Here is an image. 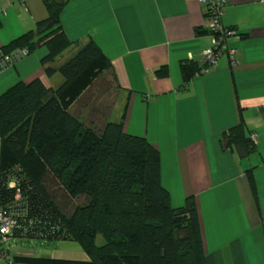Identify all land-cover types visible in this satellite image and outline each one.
Returning <instances> with one entry per match:
<instances>
[{"label": "crops", "instance_id": "1", "mask_svg": "<svg viewBox=\"0 0 264 264\" xmlns=\"http://www.w3.org/2000/svg\"><path fill=\"white\" fill-rule=\"evenodd\" d=\"M65 1L62 28L74 46L64 57L94 41L108 58L107 120L159 150L175 209L194 200L205 263L264 264V0H228L226 48L214 69L187 84L181 62L203 68L214 41L201 0ZM47 16L43 0H0V49ZM47 54L42 47L1 72L0 96L34 80L59 88L62 75L49 77L42 65ZM240 125L256 146L248 156L223 145ZM20 251L12 253L32 256Z\"/></svg>", "mask_w": 264, "mask_h": 264}, {"label": "trees", "instance_id": "2", "mask_svg": "<svg viewBox=\"0 0 264 264\" xmlns=\"http://www.w3.org/2000/svg\"><path fill=\"white\" fill-rule=\"evenodd\" d=\"M43 3L47 18L0 53L16 56L15 65L21 52L45 47V73L64 82L57 89L20 82L0 96V209L18 218L16 239L77 241L87 259L15 255L11 264H206L194 200L175 209L159 150L107 120L110 108L99 102L114 84L105 78L108 58L94 41L64 57L74 46L62 28L66 1ZM180 70L187 84L202 68L183 61ZM223 137L244 156L256 150L243 125ZM55 187L84 204L69 216Z\"/></svg>", "mask_w": 264, "mask_h": 264}, {"label": "built area", "instance_id": "3", "mask_svg": "<svg viewBox=\"0 0 264 264\" xmlns=\"http://www.w3.org/2000/svg\"><path fill=\"white\" fill-rule=\"evenodd\" d=\"M201 3L206 7L208 15L212 19V24L209 31L214 34L213 46L209 50L203 52L202 74L209 73L216 67L217 59L221 52L226 48L225 41L230 33L221 23L225 13V8L228 0H201ZM25 51L21 52L18 57H26ZM231 62L235 63L234 52L230 51ZM16 56L0 53V73L6 69L13 67V58ZM14 186V185H12ZM20 226V222L15 214L0 209V264H11L14 257L9 242L14 237L16 230Z\"/></svg>", "mask_w": 264, "mask_h": 264}, {"label": "rangeland", "instance_id": "4", "mask_svg": "<svg viewBox=\"0 0 264 264\" xmlns=\"http://www.w3.org/2000/svg\"><path fill=\"white\" fill-rule=\"evenodd\" d=\"M109 79V78H108ZM110 80V79H109ZM114 86V85H113ZM110 91L105 92L103 96L104 105L108 106L111 102L112 95H108ZM110 108V107H109ZM50 182H48L49 186ZM55 191L57 197V203L60 209L71 216L75 208L79 205H83L85 200H70L65 197V194L61 187H55L51 189ZM104 239L102 236H98L97 245L102 246ZM11 251L16 252V249H21L20 252H29L34 257L41 258H59L70 260H85L87 259L86 253L83 250L81 244L72 240H58L48 241L43 239H12L9 242ZM13 248V250H12Z\"/></svg>", "mask_w": 264, "mask_h": 264}]
</instances>
